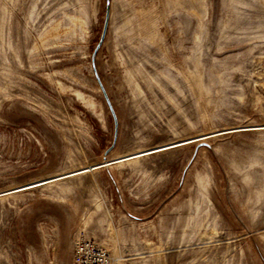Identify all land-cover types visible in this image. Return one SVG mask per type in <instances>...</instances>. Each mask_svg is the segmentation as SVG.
Returning a JSON list of instances; mask_svg holds the SVG:
<instances>
[{
	"label": "rangeland",
	"instance_id": "rangeland-1",
	"mask_svg": "<svg viewBox=\"0 0 264 264\" xmlns=\"http://www.w3.org/2000/svg\"><path fill=\"white\" fill-rule=\"evenodd\" d=\"M85 241L264 264V0H0V264Z\"/></svg>",
	"mask_w": 264,
	"mask_h": 264
},
{
	"label": "built area",
	"instance_id": "built-area-1",
	"mask_svg": "<svg viewBox=\"0 0 264 264\" xmlns=\"http://www.w3.org/2000/svg\"><path fill=\"white\" fill-rule=\"evenodd\" d=\"M73 264H111V258L96 242L85 241L77 246Z\"/></svg>",
	"mask_w": 264,
	"mask_h": 264
},
{
	"label": "water",
	"instance_id": "water-1",
	"mask_svg": "<svg viewBox=\"0 0 264 264\" xmlns=\"http://www.w3.org/2000/svg\"><path fill=\"white\" fill-rule=\"evenodd\" d=\"M108 2H109V4H110V0H108ZM108 22H109V8H108V12H107V19H106V24H105V28H104L103 38H104V36H105V34H106V31H107V28H108ZM201 144H207V145H209V144L206 143V142H203V143H201ZM142 153H145V152H142ZM140 154H141V153H140ZM135 155H137V154H135Z\"/></svg>",
	"mask_w": 264,
	"mask_h": 264
},
{
	"label": "bare ground",
	"instance_id": "bare-ground-1",
	"mask_svg": "<svg viewBox=\"0 0 264 264\" xmlns=\"http://www.w3.org/2000/svg\"><path fill=\"white\" fill-rule=\"evenodd\" d=\"M171 146H174V145L169 144V145L161 146V147L156 148L155 150L148 151V153H149V152H154V151H157V150L167 149V148H170ZM146 153H147V152H146ZM136 154H137V153H136ZM141 154H142V153H141ZM36 184H37V183H36ZM22 188H24V187H22Z\"/></svg>",
	"mask_w": 264,
	"mask_h": 264
}]
</instances>
